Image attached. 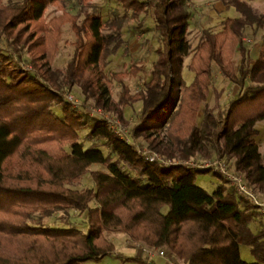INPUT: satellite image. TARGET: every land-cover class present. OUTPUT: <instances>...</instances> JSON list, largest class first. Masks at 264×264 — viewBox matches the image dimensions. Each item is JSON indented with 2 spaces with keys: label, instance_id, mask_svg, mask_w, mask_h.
Instances as JSON below:
<instances>
[{
  "label": "trees",
  "instance_id": "16d2710c",
  "mask_svg": "<svg viewBox=\"0 0 264 264\" xmlns=\"http://www.w3.org/2000/svg\"><path fill=\"white\" fill-rule=\"evenodd\" d=\"M66 1L0 0V264H83L115 249L104 233L110 228L167 246L185 264H264V214L228 181L209 192L195 182L196 173L207 170L145 160L108 123L60 93L78 84L85 101L122 117L125 106L140 102L134 135H144L168 158L223 157L264 192L256 141V122L264 118V41L254 57L244 40L247 28L264 27V13L247 0H221L239 14L224 17L220 29L202 30L187 63L195 75L187 82L182 66L191 52L188 0H120L125 13L108 20L94 9L49 17L51 5ZM149 8L160 43L151 76L132 91L126 78L141 66L105 69L123 43L128 16L138 18ZM65 22L76 37L60 66L56 49ZM24 60L40 73L23 69ZM214 63L239 87L223 107V88L207 101ZM113 81L121 84L116 99ZM82 128H88V145L79 140ZM95 162L107 170L92 171L94 185H68ZM71 208L85 213L87 230L46 223L58 211L70 215ZM240 243L249 244L259 262L244 260Z\"/></svg>",
  "mask_w": 264,
  "mask_h": 264
},
{
  "label": "rangeland",
  "instance_id": "374dc122",
  "mask_svg": "<svg viewBox=\"0 0 264 264\" xmlns=\"http://www.w3.org/2000/svg\"><path fill=\"white\" fill-rule=\"evenodd\" d=\"M247 1L255 8L256 11L264 13V0ZM188 4L190 9V17L186 32V38L190 44L191 52L187 56H185L182 71L186 81L190 82L194 78L195 73L190 68H188L187 63L191 59L194 48L201 40L202 30L205 27H211L215 30L220 29L221 20L224 17L228 15L236 16L239 14V11L233 6L227 8L221 0H188ZM84 9H94L96 12L102 15L104 20H108L113 18L115 15H122L125 13V7L120 0H71L62 2L60 5H51L49 7L48 13L50 17L54 14H61L64 11H69L70 13L74 14L78 12V10L80 11ZM122 35L123 43L116 53L110 55L109 64L105 70L107 73H109L110 71L130 69L134 64H136L137 66H141L142 68L137 72V74L126 78V81L129 83L131 90L136 91L137 89H139L142 83L151 76L152 62L157 57L156 48L160 43L161 38L160 32L155 27V19L152 10L149 8L143 11L138 18H131L128 16L123 26ZM75 37L76 35L71 27V23L65 22L62 26L61 36L57 43L55 58L56 64L64 66L65 62L70 58L73 52L72 42L74 41ZM244 40L250 47L252 54L255 57L258 54L259 48L264 41V27L247 28L244 34ZM1 43L6 44V41L3 40ZM235 57L237 58V60L240 58L238 51L236 52ZM21 66L25 70H37L40 73V70L34 68L33 65L27 60L21 61ZM48 83L50 84V82ZM51 86L55 89H59L54 85ZM221 88L224 89L220 98L221 106L223 107L234 95H236L239 87L236 84L232 83L227 77H225L221 73L218 65L214 63L212 71V82L210 84V92L207 99L209 103H212L214 101V89ZM111 89V96L116 99L121 89V84L117 81H113ZM65 91L73 92L82 103V105L80 104V106H78L77 108L81 111H84L87 115L91 116V114L88 113L86 106H96V104L91 101H85L81 91V87L78 84H76L72 90L60 89V93L62 94L63 98H65ZM53 106L57 110H60L59 103H54ZM97 106L109 112H113V110L106 109L103 106ZM140 106V102H136L133 106H125L123 117L119 114H116L115 112L113 113L121 117L124 123L127 124V126H129L132 130L131 126L132 122L135 119V111L139 110ZM256 126L259 129V133L256 135V141L259 145L264 159V118L257 120ZM87 130L88 128H82L79 131V140H82L85 145L91 143V141L87 140L85 137ZM132 133L134 135L133 130ZM162 133L164 134V132ZM134 136L139 139L143 145L158 152L163 157V159L168 162V164L181 163L190 166V164H188L189 161H202L204 159L213 158H220L228 163L225 158L219 157L217 155H212L209 157L191 156L182 158L176 156L173 158H168L164 153L154 148L144 135ZM65 144L67 145V148L70 149V145H68V143ZM229 165L231 166V168L236 169L231 164ZM94 170H107V167L100 162L92 163L88 170L77 181H73L68 185L79 190H83L87 186L94 185V179L92 177V171ZM205 170L207 171H199L196 173L195 182L205 188L207 191L213 192L220 184L225 183V179L220 176V173L214 171L213 169ZM229 185L230 184H228V186ZM254 188L259 193L264 195L263 191L259 190L255 186ZM163 210L167 211L168 205H165L163 207ZM45 221L46 223L57 226L70 224L78 226L83 230H87L88 228L85 213H81L79 212V210H75L72 208L70 209V215H67L63 211H58L54 215L46 217ZM104 233L108 239L114 242L115 249L100 258H92L86 260L83 262V264H146L140 259L130 258L131 256H141L146 260H154L156 264H167L164 257H161L159 255L148 256L145 252H142V248L151 249L153 251L167 249L173 254V258H175L177 264H185V261L177 256L175 252L167 246H153L142 239L132 238L126 231L118 228L104 229ZM240 252L242 258L247 262H259L256 256L252 253L249 244L240 243Z\"/></svg>",
  "mask_w": 264,
  "mask_h": 264
},
{
  "label": "built area",
  "instance_id": "2783aa9c",
  "mask_svg": "<svg viewBox=\"0 0 264 264\" xmlns=\"http://www.w3.org/2000/svg\"><path fill=\"white\" fill-rule=\"evenodd\" d=\"M64 95L65 99L71 102L73 106L78 107L80 104L82 105L81 101L73 92L65 91ZM86 107L91 116L108 123L113 131L132 146L145 160L152 162L160 161L164 164H168L158 152L143 145L140 140L133 135L132 130L124 123L121 117L115 115L113 112L102 109L97 105H89ZM188 164L193 168L201 170L213 169L220 173V175L228 181L240 196L256 205L264 214V195L259 193L254 186L248 183L242 171L231 168L229 163L220 158L204 159L202 161L193 160L189 161ZM142 249V252H145L148 256L159 255L166 259L167 264H177L175 258H173V254L167 249H160L158 251L146 248Z\"/></svg>",
  "mask_w": 264,
  "mask_h": 264
}]
</instances>
